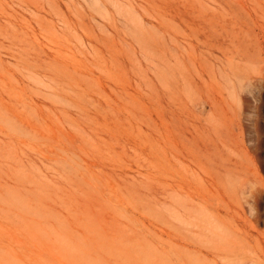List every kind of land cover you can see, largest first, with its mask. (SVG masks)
Returning <instances> with one entry per match:
<instances>
[{
  "label": "rangeland",
  "instance_id": "rangeland-1",
  "mask_svg": "<svg viewBox=\"0 0 264 264\" xmlns=\"http://www.w3.org/2000/svg\"><path fill=\"white\" fill-rule=\"evenodd\" d=\"M0 264H264V0H0Z\"/></svg>",
  "mask_w": 264,
  "mask_h": 264
}]
</instances>
